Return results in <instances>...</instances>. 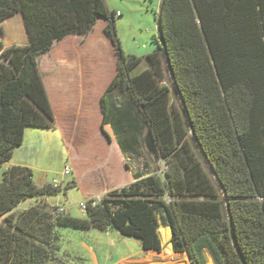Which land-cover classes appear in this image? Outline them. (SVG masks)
<instances>
[{
  "label": "trees",
  "instance_id": "16d2710c",
  "mask_svg": "<svg viewBox=\"0 0 264 264\" xmlns=\"http://www.w3.org/2000/svg\"><path fill=\"white\" fill-rule=\"evenodd\" d=\"M98 19L117 59L100 98L102 132L110 127L133 181L77 219L44 201L60 188L7 167L0 264H57L62 228L115 230L161 252L160 227L191 264H206L205 252L214 264H264V0H160L156 49L142 67L122 51L104 0H0V165L26 128H55L38 58ZM139 145L153 162L144 173L128 162Z\"/></svg>",
  "mask_w": 264,
  "mask_h": 264
},
{
  "label": "crops",
  "instance_id": "0c3cea01",
  "mask_svg": "<svg viewBox=\"0 0 264 264\" xmlns=\"http://www.w3.org/2000/svg\"><path fill=\"white\" fill-rule=\"evenodd\" d=\"M104 1L119 22L123 11L119 10L117 0ZM105 25V20L98 19L87 35L68 36L55 42L38 58V70L55 128H26L22 144L6 164V167L31 169L34 184L42 187L53 181L49 180L47 160L63 156L73 171L69 186L78 188L87 200L101 198L133 181L110 127H104L108 137L102 132L100 98L117 71L116 54L104 34ZM44 201L47 203L46 199ZM32 205L34 201L30 200L22 210ZM83 247L96 263L91 248ZM142 253L144 257L121 258L116 264L143 260L146 252L142 250Z\"/></svg>",
  "mask_w": 264,
  "mask_h": 264
},
{
  "label": "rangeland",
  "instance_id": "374dc122",
  "mask_svg": "<svg viewBox=\"0 0 264 264\" xmlns=\"http://www.w3.org/2000/svg\"><path fill=\"white\" fill-rule=\"evenodd\" d=\"M117 3L120 6L119 10L123 11V17L119 19V22L116 21V32L122 51L126 55L142 59V63L139 65L142 67L147 54L156 49L152 37L155 34L153 31L156 30L154 15L158 9V0H117ZM165 82L170 85L169 78L166 77ZM171 98L175 104L178 103L175 94L172 93ZM149 159L139 145L137 154L129 155L128 162L134 171L144 173L146 161L149 167H153V162ZM66 164L63 156L59 159L47 160V168L50 170L49 180L60 181L62 169ZM6 168V165H0V182ZM71 182V176L63 179L60 192L55 196L45 197V199L49 205L63 207L71 217L85 219V214L79 208V204L87 201V198L78 188L69 186ZM101 198H92V200L99 202ZM29 201L21 203L18 210L28 206ZM59 234L57 264H116L121 258L145 256V253L141 255L142 248L139 240L124 237L115 230L102 232L92 229L62 228ZM83 245L91 248L96 263ZM159 253L161 254L162 251ZM177 255L187 258L185 253ZM188 264H191L189 260ZM206 264H208L207 258Z\"/></svg>",
  "mask_w": 264,
  "mask_h": 264
},
{
  "label": "bare ground",
  "instance_id": "6f19581e",
  "mask_svg": "<svg viewBox=\"0 0 264 264\" xmlns=\"http://www.w3.org/2000/svg\"><path fill=\"white\" fill-rule=\"evenodd\" d=\"M158 234L163 245L162 253L155 251H146V258L140 261H124L120 264H188L185 256H180L172 251L170 245L171 233L168 228H159ZM208 264H214L212 259L207 256Z\"/></svg>",
  "mask_w": 264,
  "mask_h": 264
},
{
  "label": "built area",
  "instance_id": "2783aa9c",
  "mask_svg": "<svg viewBox=\"0 0 264 264\" xmlns=\"http://www.w3.org/2000/svg\"><path fill=\"white\" fill-rule=\"evenodd\" d=\"M117 15H119V13ZM72 173H73L72 167L68 164L64 165L61 172V180L60 181L53 180L51 186L54 188H61L63 179L72 176ZM88 203H91L92 206H95L98 202L92 199H88L87 201L80 203L79 208L84 212ZM56 207L58 208V211L66 212L63 207L61 206H56Z\"/></svg>",
  "mask_w": 264,
  "mask_h": 264
},
{
  "label": "water",
  "instance_id": "95a60500",
  "mask_svg": "<svg viewBox=\"0 0 264 264\" xmlns=\"http://www.w3.org/2000/svg\"><path fill=\"white\" fill-rule=\"evenodd\" d=\"M157 253H159V252H157ZM186 254V253H185ZM205 255H206V258H207V256L208 257H210V255L207 253V252H205ZM186 256H187V258H188V260H189V257H188V255L186 254ZM211 258V257H210ZM189 262H190V260H189Z\"/></svg>",
  "mask_w": 264,
  "mask_h": 264
}]
</instances>
